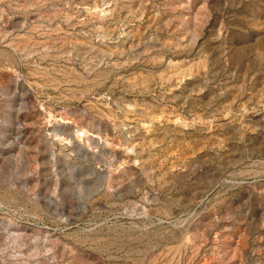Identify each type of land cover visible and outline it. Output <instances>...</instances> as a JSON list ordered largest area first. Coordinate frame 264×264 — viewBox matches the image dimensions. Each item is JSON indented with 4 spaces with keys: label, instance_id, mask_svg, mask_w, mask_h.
Here are the masks:
<instances>
[{
    "label": "rangeland",
    "instance_id": "obj_1",
    "mask_svg": "<svg viewBox=\"0 0 264 264\" xmlns=\"http://www.w3.org/2000/svg\"><path fill=\"white\" fill-rule=\"evenodd\" d=\"M259 171L264 0H0V264H264Z\"/></svg>",
    "mask_w": 264,
    "mask_h": 264
},
{
    "label": "bare ground",
    "instance_id": "obj_2",
    "mask_svg": "<svg viewBox=\"0 0 264 264\" xmlns=\"http://www.w3.org/2000/svg\"><path fill=\"white\" fill-rule=\"evenodd\" d=\"M255 173H258V172H255ZM262 173H264V171H259V174H255V175H253V176H262ZM250 177H252L251 175H250Z\"/></svg>",
    "mask_w": 264,
    "mask_h": 264
}]
</instances>
